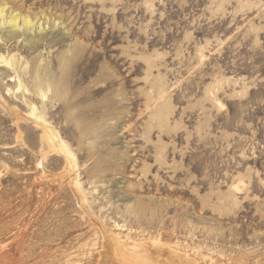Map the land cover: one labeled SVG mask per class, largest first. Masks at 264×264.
<instances>
[{"label": "rangeland", "instance_id": "rangeland-1", "mask_svg": "<svg viewBox=\"0 0 264 264\" xmlns=\"http://www.w3.org/2000/svg\"><path fill=\"white\" fill-rule=\"evenodd\" d=\"M0 1L44 22L12 50L58 82L46 118L75 165L57 145L40 178L42 131L0 102V246L30 223L31 241L91 264L99 223L162 247L160 264H264V0Z\"/></svg>", "mask_w": 264, "mask_h": 264}, {"label": "bare ground", "instance_id": "bare-ground-1", "mask_svg": "<svg viewBox=\"0 0 264 264\" xmlns=\"http://www.w3.org/2000/svg\"><path fill=\"white\" fill-rule=\"evenodd\" d=\"M55 23L53 22L51 24V30L55 29L57 25ZM43 24L44 22L40 18H31L27 13L21 14V12L8 7L5 1H0V67H3L0 68V73L2 75L1 80H4L3 78L6 77L9 78L5 82V84L7 82H10L9 84H12V88L11 86H6V95L8 97L9 95L20 97L18 99L22 100V104H24L25 108L27 109V116L21 117L22 114H20V110L17 108L19 106L18 103L13 101L12 104L14 105L11 108L9 107V105H7V101L2 102V100H0V102L8 110V112L15 117L14 121H16V124H19L18 121L20 119L26 118L42 131V133L40 131V133L42 134H40V148L42 149L40 152L42 156L40 157L41 159L39 158L41 171L40 174H38L40 178H47L51 175L52 172H50V170L45 167V165L43 164V160L45 159V156L48 152L52 151L53 149H58L56 148L57 145L60 147L59 150L61 149L63 150L64 154L66 153L65 156L70 167V169H67L69 170L67 172V176L68 174H70L71 170H74L75 165L73 155L70 149H68V147L66 146L67 144L65 145L59 141V137L57 136L58 134L55 133L56 130H53L52 126L46 118L47 103L49 101L57 103V101H61L64 99V96L60 94V86L58 82L56 80H52L44 71V67L41 64V61L37 62L38 60H36V58H32L31 61H28L21 55L22 52L17 51L20 50V47H18L20 43L22 44L23 42H31L33 36H37V34L35 33L36 31L39 35H42L40 33L44 32L45 30ZM11 40H14V42L11 43ZM1 45L13 46L10 48V51L5 47L7 50L6 52H4V47ZM12 49L17 50L15 51ZM37 102L40 103L39 106H37ZM18 127L19 126L17 125V129ZM18 131L20 132L19 129ZM22 137L24 136H22L20 133H17L16 139H18V141H22ZM70 176L68 177L70 178ZM74 179H76V177ZM74 179L72 178V180H70L75 184L77 182H75ZM80 194L81 191L78 195ZM82 201L79 200V205L82 207L83 211L87 213H85L86 215H91L88 208L84 206L85 204L83 205ZM30 202L31 196L27 195L25 201L24 199L21 200L22 205L20 206L24 207L23 205H25L26 210H28ZM91 220L92 219H90V221ZM93 221L94 219L92 220V222ZM22 226L23 227L19 230V232H17L16 235L14 234V237L8 241L6 247L5 245L0 246V264H75V260H73L69 251V248L72 247L65 249L63 253V260L61 261V259L53 254L54 251H50V249H52L50 243L54 241V238L46 239L44 237L37 236L36 239L31 241V238H29L31 229L30 223H24ZM94 226H96L95 223ZM20 227L18 226V228ZM97 227V229L99 230L97 232H99V237L101 238L100 245L96 249L92 248L94 244H92V247L90 245L88 246V244H86V248L82 247L81 253L83 254V256H85V260H90L92 256L93 258L96 256L94 261L92 260L93 264H98V259L100 257L101 258L99 260V264H144L145 262L147 263L148 260V264H156V261H160L157 264L165 262V259L162 258V255H160V253L158 252V250H162V247H152L154 249H149L148 247L146 248L144 247L145 241H142L143 244L141 242L136 243L137 241L125 243L124 240H118L114 235L107 233V231L101 224L97 223ZM3 244H5L4 241ZM156 245L159 246V244L157 243ZM165 250L169 251L170 254L173 253L171 249H168L166 247ZM148 251H150L151 253H149ZM113 254H115L116 256H120L119 261H121V263H118L119 261L117 262L118 259H116V256ZM170 256L174 257L173 255ZM179 256L185 263L192 262L194 264H199L196 263L193 259L189 258L187 255ZM169 261L170 260H168V262Z\"/></svg>", "mask_w": 264, "mask_h": 264}]
</instances>
